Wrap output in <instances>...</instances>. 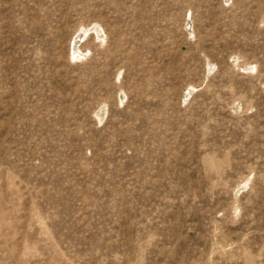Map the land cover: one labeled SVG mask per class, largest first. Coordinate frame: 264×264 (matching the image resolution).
Listing matches in <instances>:
<instances>
[{
    "label": "rangeland",
    "instance_id": "rangeland-1",
    "mask_svg": "<svg viewBox=\"0 0 264 264\" xmlns=\"http://www.w3.org/2000/svg\"><path fill=\"white\" fill-rule=\"evenodd\" d=\"M0 264H264V0H0Z\"/></svg>",
    "mask_w": 264,
    "mask_h": 264
}]
</instances>
